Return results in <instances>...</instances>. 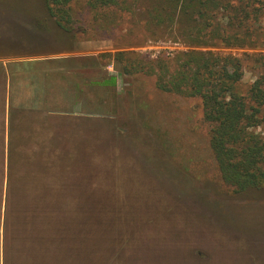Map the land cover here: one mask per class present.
Listing matches in <instances>:
<instances>
[{
  "label": "rangeland",
  "instance_id": "374dc122",
  "mask_svg": "<svg viewBox=\"0 0 264 264\" xmlns=\"http://www.w3.org/2000/svg\"><path fill=\"white\" fill-rule=\"evenodd\" d=\"M103 10L72 1L63 40L44 0H0V111L10 95L18 108L30 95L35 79L25 61L98 55L94 68L35 73L40 94L51 98L46 109L85 116L94 135L90 151L65 140L72 150L59 153L51 190L14 196L7 264H264V186L233 192L211 149L201 97L158 87L154 63L190 46L147 34L136 10ZM260 21L264 27V13ZM258 34L257 49H211L264 54ZM258 71L255 57L246 59L242 92ZM112 75L116 83H106ZM252 131L264 136V126Z\"/></svg>",
  "mask_w": 264,
  "mask_h": 264
},
{
  "label": "trees",
  "instance_id": "16d2710c",
  "mask_svg": "<svg viewBox=\"0 0 264 264\" xmlns=\"http://www.w3.org/2000/svg\"><path fill=\"white\" fill-rule=\"evenodd\" d=\"M44 1L57 38L71 36L68 7L74 0ZM87 4L104 9L106 14L111 9L125 11L130 17L136 10L147 34L184 40L190 46L177 51L169 62L158 59L154 63L158 87L201 97L212 124L211 149L224 182L233 192L263 187L264 136L252 129L264 126V54L245 51L239 55L211 48H259L262 41L258 33L264 31L259 24L264 0H87ZM114 19L110 16L109 21ZM121 55H125L124 51H118L115 57ZM253 57L258 75L242 92L245 61ZM130 66L127 63L123 70L129 73ZM3 73L5 77V70ZM111 79L115 84L116 76ZM36 154L43 156V152ZM15 155L10 152L8 213L11 206L15 207L10 193L51 190L50 183L55 184L53 176L59 167L58 152L48 153L49 160H44L42 168L14 165Z\"/></svg>",
  "mask_w": 264,
  "mask_h": 264
},
{
  "label": "crops",
  "instance_id": "0c3cea01",
  "mask_svg": "<svg viewBox=\"0 0 264 264\" xmlns=\"http://www.w3.org/2000/svg\"><path fill=\"white\" fill-rule=\"evenodd\" d=\"M91 56V57H90ZM95 56V59L93 57ZM76 57V56H75ZM61 61H58V60ZM49 60H57V66H52L53 62ZM40 61V62H38ZM42 65V67H39ZM98 64V55L91 53H81L76 59L70 57H56V59L42 58L38 60L25 61L24 73L31 72L30 77L36 76L38 71H50L61 69H89L94 68ZM49 65V66H47ZM39 68V69H38ZM28 74V73H27ZM26 74V75H27ZM30 83L29 93L22 101V106L13 103V97L7 98L2 103V111H0V264H7L6 245L8 242L6 220L8 221V196H9V165L10 152H16V160L14 165H21L26 168H42L43 163L48 161V153L52 152H68L72 149L64 148L65 140H72L75 137L78 142V151H90V136L94 135V123H90L89 119L77 117L76 114L69 115L63 111L50 110L46 106L51 98L47 95L40 94L41 80ZM106 83L113 84L110 77ZM9 88L14 84L8 81ZM40 90V91H39ZM37 93V94H36ZM58 102V101H57ZM48 107V106H47ZM21 109V112L16 110ZM46 109V110H45ZM91 129V132H90ZM67 140V141H68ZM87 143V144H86ZM80 144L82 147H80ZM87 146V149H86ZM75 150V149H74ZM39 152H43V156H39ZM46 160V161H44ZM52 161V160H51ZM47 179L44 180L46 182ZM41 182V178H40ZM43 190H18L10 193L12 198L15 195H33L40 196ZM10 196V198H11ZM25 199V198H22ZM15 202V200H14ZM14 209V207H13ZM11 207V210H13ZM8 213V215H7Z\"/></svg>",
  "mask_w": 264,
  "mask_h": 264
}]
</instances>
